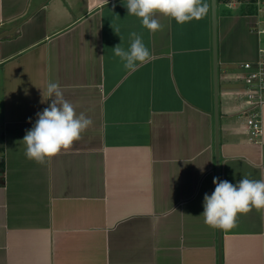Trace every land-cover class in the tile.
Returning a JSON list of instances; mask_svg holds the SVG:
<instances>
[{
    "label": "crops",
    "instance_id": "crops-1",
    "mask_svg": "<svg viewBox=\"0 0 264 264\" xmlns=\"http://www.w3.org/2000/svg\"><path fill=\"white\" fill-rule=\"evenodd\" d=\"M126 2L0 0V264H264L263 209L220 229V254L200 215L216 177L211 0L183 25L157 13L155 33ZM259 6L215 3L219 180L233 184L264 179V105L254 141L239 79L264 48ZM133 31L152 58L129 73L113 48ZM49 82L93 124L39 164L22 140Z\"/></svg>",
    "mask_w": 264,
    "mask_h": 264
},
{
    "label": "clouds",
    "instance_id": "clouds-1",
    "mask_svg": "<svg viewBox=\"0 0 264 264\" xmlns=\"http://www.w3.org/2000/svg\"><path fill=\"white\" fill-rule=\"evenodd\" d=\"M128 15L140 19L142 27L152 33L162 29L163 25L156 14L175 20L183 25L192 20L202 19L208 4L204 0H127ZM117 34L118 30H114ZM121 43L114 48V55L119 57L129 73H134L148 63L152 54L143 42L142 36L133 31L129 34L130 45L126 50ZM51 103L36 115L38 119L30 130L26 131L23 143L25 156L39 164L55 157L62 151H69L82 134L93 124L91 118L83 112L77 113L75 106L64 99L58 82L47 85ZM215 189L211 195L205 193L203 212L204 223L213 228L231 229L235 226L238 214L264 209V179H240L236 184L227 180L213 178Z\"/></svg>",
    "mask_w": 264,
    "mask_h": 264
},
{
    "label": "built area",
    "instance_id": "built-area-1",
    "mask_svg": "<svg viewBox=\"0 0 264 264\" xmlns=\"http://www.w3.org/2000/svg\"><path fill=\"white\" fill-rule=\"evenodd\" d=\"M259 4L258 11L261 13V18L257 23L256 32L264 34V1L259 0ZM259 53L260 56L256 62H245L242 64L244 73L239 76V79H242L245 84L242 94L249 106L246 114V123L254 141H256L263 131L260 109L264 105V48H260ZM3 163V153L0 150L1 172L3 170ZM261 218L264 222V209L262 210Z\"/></svg>",
    "mask_w": 264,
    "mask_h": 264
},
{
    "label": "water",
    "instance_id": "water-1",
    "mask_svg": "<svg viewBox=\"0 0 264 264\" xmlns=\"http://www.w3.org/2000/svg\"><path fill=\"white\" fill-rule=\"evenodd\" d=\"M215 3L216 0H211V10H212V40H213V86H214V136H215V172L216 177L219 178V127H218V95H217V61H216V33H215ZM13 30L0 34L1 36L8 35L12 33ZM220 229H218V248L220 254V244H219ZM220 264V256H219Z\"/></svg>",
    "mask_w": 264,
    "mask_h": 264
}]
</instances>
